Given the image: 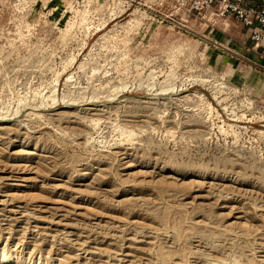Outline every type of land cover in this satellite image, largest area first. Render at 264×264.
Here are the masks:
<instances>
[{
	"label": "rangeland",
	"instance_id": "rangeland-1",
	"mask_svg": "<svg viewBox=\"0 0 264 264\" xmlns=\"http://www.w3.org/2000/svg\"><path fill=\"white\" fill-rule=\"evenodd\" d=\"M172 9L0 0V256L264 264V52Z\"/></svg>",
	"mask_w": 264,
	"mask_h": 264
},
{
	"label": "built area",
	"instance_id": "built-area-1",
	"mask_svg": "<svg viewBox=\"0 0 264 264\" xmlns=\"http://www.w3.org/2000/svg\"><path fill=\"white\" fill-rule=\"evenodd\" d=\"M226 19L239 23L253 48L264 52V0H173V9L161 22L193 32L192 23L209 28Z\"/></svg>",
	"mask_w": 264,
	"mask_h": 264
},
{
	"label": "bare ground",
	"instance_id": "bare-ground-1",
	"mask_svg": "<svg viewBox=\"0 0 264 264\" xmlns=\"http://www.w3.org/2000/svg\"><path fill=\"white\" fill-rule=\"evenodd\" d=\"M0 264H18V262L15 261L14 258H12L11 256L4 255V256H0Z\"/></svg>",
	"mask_w": 264,
	"mask_h": 264
}]
</instances>
